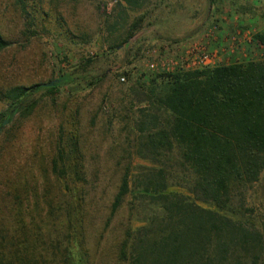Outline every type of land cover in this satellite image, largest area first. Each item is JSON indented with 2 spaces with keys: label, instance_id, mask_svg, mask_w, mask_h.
<instances>
[{
  "label": "rangeland",
  "instance_id": "374dc122",
  "mask_svg": "<svg viewBox=\"0 0 264 264\" xmlns=\"http://www.w3.org/2000/svg\"><path fill=\"white\" fill-rule=\"evenodd\" d=\"M34 2L47 17L36 16L37 36L25 40L14 0H0V35L11 42L0 52V90L61 75L69 82L52 97L35 93L28 116L14 113L0 125V252L8 264H124L117 253L129 197L108 216L142 107L136 82L174 72L193 46L214 65L264 59L253 40L264 32V0H147L136 10L115 0ZM137 18L139 29L119 42ZM6 108L0 102V114ZM66 123L74 124L84 179L67 183L70 192L50 172ZM244 205L264 221L261 181Z\"/></svg>",
  "mask_w": 264,
  "mask_h": 264
},
{
  "label": "trees",
  "instance_id": "16d2710c",
  "mask_svg": "<svg viewBox=\"0 0 264 264\" xmlns=\"http://www.w3.org/2000/svg\"><path fill=\"white\" fill-rule=\"evenodd\" d=\"M35 0H14L25 40L37 36ZM147 0H115L136 10ZM135 19L119 42L140 27ZM40 30V29H39ZM264 46V32L253 36ZM118 44V43H115ZM11 42L0 35V52ZM116 46V45H115ZM114 45L110 48H114ZM0 90L7 108L21 118L43 90L52 97L69 82ZM137 109L127 162L109 208L111 218L129 197L127 224L117 258L124 264H264V221L244 205L245 192L261 181L264 190V59L159 73L136 82ZM58 126L50 172L63 185L84 182L74 124ZM74 204V209L77 208ZM0 264H8L0 252Z\"/></svg>",
  "mask_w": 264,
  "mask_h": 264
},
{
  "label": "built area",
  "instance_id": "2783aa9c",
  "mask_svg": "<svg viewBox=\"0 0 264 264\" xmlns=\"http://www.w3.org/2000/svg\"><path fill=\"white\" fill-rule=\"evenodd\" d=\"M214 56L199 47H189L186 56L177 65L175 71H192L215 66ZM173 70V69H172ZM123 81V78H120Z\"/></svg>",
  "mask_w": 264,
  "mask_h": 264
},
{
  "label": "water",
  "instance_id": "95a60500",
  "mask_svg": "<svg viewBox=\"0 0 264 264\" xmlns=\"http://www.w3.org/2000/svg\"><path fill=\"white\" fill-rule=\"evenodd\" d=\"M53 85V82H49V83H46V84H42L41 87L42 88H48V87H51ZM4 124V122L2 123V125Z\"/></svg>",
  "mask_w": 264,
  "mask_h": 264
}]
</instances>
